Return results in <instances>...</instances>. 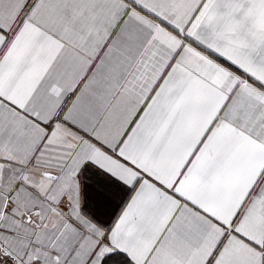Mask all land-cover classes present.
<instances>
[{
	"label": "snow or ice",
	"instance_id": "1",
	"mask_svg": "<svg viewBox=\"0 0 264 264\" xmlns=\"http://www.w3.org/2000/svg\"><path fill=\"white\" fill-rule=\"evenodd\" d=\"M0 264H264V0H0Z\"/></svg>",
	"mask_w": 264,
	"mask_h": 264
}]
</instances>
